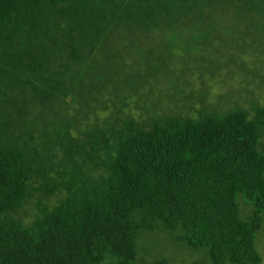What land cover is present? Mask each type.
I'll use <instances>...</instances> for the list:
<instances>
[{"label":"trees","instance_id":"trees-1","mask_svg":"<svg viewBox=\"0 0 264 264\" xmlns=\"http://www.w3.org/2000/svg\"><path fill=\"white\" fill-rule=\"evenodd\" d=\"M263 225L264 0H0V264H263Z\"/></svg>","mask_w":264,"mask_h":264},{"label":"rangeland","instance_id":"rangeland-1","mask_svg":"<svg viewBox=\"0 0 264 264\" xmlns=\"http://www.w3.org/2000/svg\"><path fill=\"white\" fill-rule=\"evenodd\" d=\"M263 227H264V225H263ZM257 248H259V251L261 253V257L264 260V228L262 230H260L258 233ZM177 251H178L177 253H176V250L174 251L175 254H178V256H180V258H183L185 260L189 259V263L194 261L195 259H198V254L186 252L185 250H177Z\"/></svg>","mask_w":264,"mask_h":264}]
</instances>
